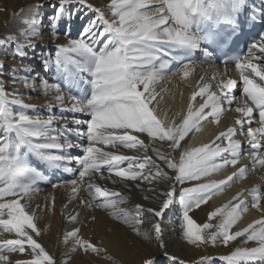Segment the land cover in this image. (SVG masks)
<instances>
[{"label": "snow or ice", "instance_id": "1", "mask_svg": "<svg viewBox=\"0 0 264 264\" xmlns=\"http://www.w3.org/2000/svg\"><path fill=\"white\" fill-rule=\"evenodd\" d=\"M74 4L95 15L82 26L77 38L73 39L66 33L67 42L57 44L55 55L44 61V71L54 69L58 77V82L42 81L44 93L54 94L47 105L49 114H27L25 110L35 106L26 104L16 92H7L0 83V201H3L0 202V227L16 236L15 239H0V264H9V257L3 254L5 251L28 252L33 258L24 264H57L33 236L40 235L35 213L26 211L28 204L21 203L24 198L30 199L32 192L37 190L34 185L38 181L48 179L46 170L30 163L31 156L39 158L47 168L72 174L73 178L65 183L71 186L74 196L84 187L97 208L109 212L114 220L128 226L137 236L141 235V225L145 223L147 214L161 217L176 203L178 196L187 243H211L215 246L220 240L227 247L237 238L245 237L247 242H258V246L237 247L220 259L225 264H264V218L242 230L231 231L241 213L247 211L242 194L238 193L228 203L210 212L209 222L202 225L190 216L193 208L207 204L213 195L229 186L234 177L240 179L245 176L248 169L242 166L226 179L200 182L214 172L239 164L242 143L234 137L238 132L244 133L246 124L247 144L253 150L252 166L264 167V155L259 152L264 140V63H261L264 62V33L252 41L246 55L228 56L223 61L225 64L233 62L239 70L240 96L233 91L238 87L237 81L225 78L217 84L218 91H210L211 85L204 83L199 91L194 92L192 100L197 96H206V99L198 109L190 103L180 122L169 121L166 116L161 118L157 107H150L159 95L153 85L163 79L171 63L181 62L182 76L187 78L194 71L196 52L212 57L214 49L222 44L221 25L235 30L238 16L245 9H248L250 19L259 17L264 22V7L250 5L249 0H110L109 16L106 15L107 10L93 6L89 0H58L59 7L51 21L53 28L66 12L68 16L72 15L66 6ZM23 23L22 41L13 35L0 38V45L16 42V52L21 57L26 55L25 48L34 47L33 38L40 37L42 31L41 19L32 17ZM2 69L0 64V75ZM15 71L13 69V73ZM17 82L14 75L12 83ZM20 82L28 86L29 77L25 76ZM84 84L90 86V93L85 90L80 94ZM234 105L235 113L240 114L235 119L239 129L228 127L212 141L200 146L182 145L181 142L193 129L200 130L198 126L202 121L211 117L212 122L218 124L222 113ZM57 106L61 114H51ZM254 110L259 117V126L255 128L251 126ZM66 112L79 113L87 119L75 115L69 117L63 114ZM69 123L75 127L69 128ZM57 124L59 127L55 126ZM67 133H73L76 139H70ZM137 134L167 143L177 155L172 156L153 147L152 152L156 156L153 159L147 155L148 147ZM100 144L113 148L120 145L137 151L143 149L145 155L116 154L97 147ZM73 149L81 150L82 154L73 155ZM157 160L172 170V175ZM102 168L125 182H135L136 188L141 187L142 181L151 183L160 178L172 183L160 193L164 198L158 210L141 204H136L134 209L123 208L121 205L128 202V196L121 191L98 186L91 179L92 174L100 173ZM86 177H89L87 183ZM193 181L198 183L185 186ZM253 192L251 205L258 208L261 195L257 189ZM80 203L92 207L89 201L80 200ZM216 217H220L219 223H211ZM95 219L93 216L92 220ZM70 220L76 221L77 215H71ZM213 228L216 231H211ZM80 231V228H75L64 236L65 243L73 242V251L79 249L96 254L107 251L82 239ZM154 232L156 239L161 240L159 223L154 225ZM159 246L165 247L162 242ZM106 259L113 258L107 256ZM171 259L176 261L177 258ZM141 264H157V260L149 255L142 259ZM202 264H211V259Z\"/></svg>", "mask_w": 264, "mask_h": 264}, {"label": "bare ground", "instance_id": "2", "mask_svg": "<svg viewBox=\"0 0 264 264\" xmlns=\"http://www.w3.org/2000/svg\"><path fill=\"white\" fill-rule=\"evenodd\" d=\"M89 3L101 8V10H107L110 0H89ZM249 4H254L257 8L264 7V0H249ZM37 5L43 6L37 7ZM58 7V0H0V38H7L9 35H13L19 41H22L20 32L25 28V24L23 23L25 19L34 17L33 12H37L39 9L42 10V14L44 12L45 14L48 12L49 15L54 14ZM66 7L68 11H72V16H68L66 12L55 28L51 26L53 16L51 18L49 16L41 17V36L33 38L34 47L25 48L26 55L23 57L17 55L16 42L0 45V64L3 65L0 83L3 84L7 92H16L19 94V98L23 99L26 104L35 106L25 110L27 114L32 116L37 114L47 116L49 114L47 105L52 100L54 94L46 95L44 93L42 81L47 79L49 82H58L54 69L47 72L44 71V61L55 55L57 44L67 42L66 33L73 39L77 38L78 29H81L95 15V13L80 5L74 4ZM245 11L250 15L248 9H245ZM106 15H111L110 10L106 11ZM81 17H83V21H80ZM56 32L59 33L58 36L54 35ZM193 63L194 71L187 78L182 76L183 64L181 62L171 63L163 79L153 85L159 95L150 107L156 106L158 115L161 118L166 116L169 121L175 120L176 122H180L187 114L190 103L194 109H198L199 105L206 99V96H197L195 100H192V95L194 92L199 91V88L204 83L211 85L210 91H218L217 84L219 81L225 78H232L238 84V87L233 90L234 94L240 96L242 85L238 69L230 68L224 70L223 67L215 65L210 57L203 56L201 52L195 53ZM13 69L16 70L15 73H13ZM26 69L28 71H25ZM14 75L17 78V83H12ZM25 76L29 77L28 86L20 82L24 80ZM201 77H203V80H201ZM85 90H88L90 93V86L84 84L79 90L80 94ZM234 107L235 105L232 109H228L222 113L218 124L212 122L211 117L206 121H202L201 125L198 126L200 130L196 131V129H193L189 133L191 139L186 137L185 141L181 142L182 145L186 147L200 146L212 141L216 135L225 131L228 127L239 129V126L235 125V119L240 114L235 113ZM205 111L208 110L206 109ZM51 114L60 115L59 107L57 106ZM63 114L69 117L75 115L81 119H87L86 116L79 113L66 112ZM258 119V112L254 110L252 127L259 126L257 123ZM55 126L59 127V124ZM73 127L75 126L69 123V128ZM247 127L248 125L246 124L244 133L238 132L234 137V139H239L242 143L239 164L236 167L227 166L208 177L202 178L200 182L226 179L227 176L242 166H247L248 169L245 176L240 179L234 177L229 186L224 187L222 191L213 195L207 204L201 205L200 208H193L190 216L197 224L202 225L209 222L208 214L228 203L238 193L242 194V198L247 204V211L241 213L240 219L233 225L231 231L242 230L248 224L264 218V167L257 165L253 168L252 166L251 153L253 150L247 144ZM67 135L70 139H76L73 133H67ZM137 135L140 139L144 140L148 147L147 153L153 159H156L155 153L152 152L153 147L172 156L177 155L175 152H172L167 143L152 141L145 134ZM217 143L220 142L218 141ZM261 145L262 147L259 152L261 155H264V140L261 141ZM72 154L79 155L82 152L79 149H73ZM29 159L30 163L34 166L41 168V170H46L48 179L38 181L34 185V188L37 190L32 192L30 199L24 198L21 200V203L28 204L26 211L35 213V223L40 231V235L35 236L33 234V236L55 258L57 264H64L65 260H67V264H141L142 259L149 255L157 260V264H179L180 261H183L184 264H202V262L209 259H211V264H225L220 258L230 254L235 248L258 246V242H247L245 237L237 238L236 241L230 242L227 247L223 246L220 240H217L215 246L211 243L207 245H192L187 243L183 235V210L178 203V196L176 203L167 209L161 217H154L150 214L154 235V225L159 223L162 229V236L161 240L156 239V242L148 241L141 235L137 236L123 223L109 218L101 208H97L94 202L90 200L84 187H81L74 196L71 186L65 183L73 178L72 174L47 168L46 164L37 157L31 156ZM157 163H160L164 167L163 162L157 160ZM164 170L172 175V170L166 167H164ZM102 173L103 175L106 174V172L93 173L91 177L98 186L102 185L98 177ZM88 181L89 177H86L85 182L87 183ZM171 183L169 180L160 178L149 184H141L140 189L142 191H138L134 186L135 183H131V188L128 187L130 189L129 194L133 198H136V203H140L145 208L153 207L158 210L164 198L160 193L167 190ZM196 183L198 182L193 181L185 186H193ZM53 185H56V187H53ZM253 189L259 190V194L261 195L260 207L258 208H254L251 205L254 195ZM177 191H179V187ZM145 196L150 198L144 199ZM6 199H13V197H6ZM80 200L91 202L92 207L81 204ZM71 215H77V220L71 221ZM93 216L96 218L94 221L92 220ZM219 220L220 217H216L211 223L217 224ZM75 228H80L79 235L82 239H87L95 245L105 248L107 251L100 254L85 253L79 249L73 251V242L69 240L65 243L64 236ZM211 231H216V229L213 228ZM5 238L15 239L16 236L0 230V239ZM161 242L165 247L159 246ZM10 256L14 264H18V262L24 264V262L33 258L25 252L20 253L18 251L10 252ZM107 256H111L113 259L108 260L106 259ZM171 257H176V261H173Z\"/></svg>", "mask_w": 264, "mask_h": 264}, {"label": "rangeland", "instance_id": "3", "mask_svg": "<svg viewBox=\"0 0 264 264\" xmlns=\"http://www.w3.org/2000/svg\"><path fill=\"white\" fill-rule=\"evenodd\" d=\"M41 11H42L41 9H39L37 12L34 11L33 12L34 17H36L37 19H41L42 16H43V18L44 17H48V16H49V18H51L52 16L54 17V15H55V13L49 15L48 12L46 14H45V12L42 14ZM80 21H83V19H81ZM80 30L81 29L79 28L78 32H77V37L80 34ZM97 147H100V148H102L105 151H112V152H114L116 154H123V155H130L131 156V155H138V153H139L140 157H143L145 155V152H144L143 149L137 151L135 149H126V148H124L123 146H120V145H117L116 148H113L111 145L100 144V145H97ZM147 155L150 156V154H148V153H147ZM126 165H127V163L125 162V166ZM101 172H106L105 175H103V173L101 174V176L98 175L99 181L102 183L101 187H108L110 189L118 190V191H121L126 196H128V202L123 204V205H121V207L128 208V209H134L136 204H140V203H136L135 202L136 198H133V196L131 194H129L130 189L128 187L131 186V183H135V182H131V181L125 182L124 180H122L120 178H116L114 176V174H109L107 172L106 168H102ZM113 180H115V183L113 182ZM146 183L149 184L148 181H145V182L142 181L141 182L142 185L146 184ZM137 189H138V191H142V189H140V188H137ZM90 200H91V198H90ZM94 204H95V202H94ZM102 211L109 218L113 219L111 217V215L109 214V212L105 211L104 209H102ZM150 216H151L150 214H147L145 223L143 225H141V236H143V238L145 237V239L148 240V241L156 242V238H155V235L153 233L152 226H151L152 225V219L150 218ZM149 223H150V225H149ZM0 230H3V228L0 227ZM12 235L15 236V233H12ZM25 253L28 254V252H25ZM3 254L9 257V264H14V262L12 261L13 259L10 256V252L5 251ZM163 264H165V263H163Z\"/></svg>", "mask_w": 264, "mask_h": 264}]
</instances>
